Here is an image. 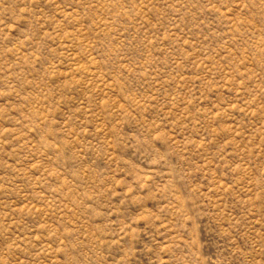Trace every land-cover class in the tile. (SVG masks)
<instances>
[{
    "label": "rangeland",
    "instance_id": "1",
    "mask_svg": "<svg viewBox=\"0 0 264 264\" xmlns=\"http://www.w3.org/2000/svg\"><path fill=\"white\" fill-rule=\"evenodd\" d=\"M0 264H264V0H0Z\"/></svg>",
    "mask_w": 264,
    "mask_h": 264
}]
</instances>
